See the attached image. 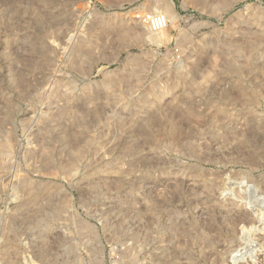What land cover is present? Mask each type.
Returning <instances> with one entry per match:
<instances>
[{"label": "rangeland", "instance_id": "374dc122", "mask_svg": "<svg viewBox=\"0 0 264 264\" xmlns=\"http://www.w3.org/2000/svg\"><path fill=\"white\" fill-rule=\"evenodd\" d=\"M0 264H264V0H0Z\"/></svg>", "mask_w": 264, "mask_h": 264}, {"label": "built area", "instance_id": "2783aa9c", "mask_svg": "<svg viewBox=\"0 0 264 264\" xmlns=\"http://www.w3.org/2000/svg\"><path fill=\"white\" fill-rule=\"evenodd\" d=\"M144 22L155 30L163 29L167 26L165 16L160 12H150L141 17Z\"/></svg>", "mask_w": 264, "mask_h": 264}]
</instances>
